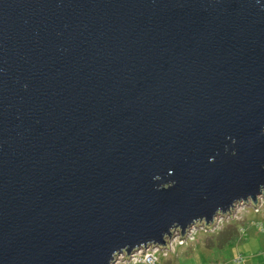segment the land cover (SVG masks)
I'll use <instances>...</instances> for the list:
<instances>
[{
	"label": "water",
	"instance_id": "95a60500",
	"mask_svg": "<svg viewBox=\"0 0 264 264\" xmlns=\"http://www.w3.org/2000/svg\"><path fill=\"white\" fill-rule=\"evenodd\" d=\"M261 129L264 0H0V264L211 218L264 183Z\"/></svg>",
	"mask_w": 264,
	"mask_h": 264
},
{
	"label": "clouds",
	"instance_id": "9594fccd",
	"mask_svg": "<svg viewBox=\"0 0 264 264\" xmlns=\"http://www.w3.org/2000/svg\"><path fill=\"white\" fill-rule=\"evenodd\" d=\"M261 135H264V129H261ZM225 150L228 151L227 147ZM231 155H237L236 151L232 150ZM155 179L158 181L160 177ZM175 184L176 181L162 183L157 190H169ZM228 227L235 228L239 240L232 248L227 264H250L240 240H245L253 229L257 234H264V183L259 184L255 192L233 198L227 207L217 206L211 218L194 216L183 224L173 220L159 240L148 239L113 250L107 264H172L179 257L205 249L208 240H215Z\"/></svg>",
	"mask_w": 264,
	"mask_h": 264
},
{
	"label": "rangeland",
	"instance_id": "374dc122",
	"mask_svg": "<svg viewBox=\"0 0 264 264\" xmlns=\"http://www.w3.org/2000/svg\"><path fill=\"white\" fill-rule=\"evenodd\" d=\"M239 240L234 227H228L215 240H208L206 248L190 252L177 258L172 264H227L231 250ZM244 246V254L250 264H264V234L250 230L245 240H240Z\"/></svg>",
	"mask_w": 264,
	"mask_h": 264
}]
</instances>
